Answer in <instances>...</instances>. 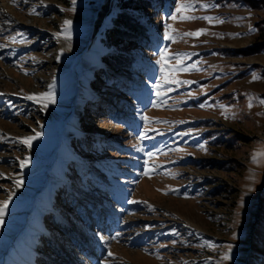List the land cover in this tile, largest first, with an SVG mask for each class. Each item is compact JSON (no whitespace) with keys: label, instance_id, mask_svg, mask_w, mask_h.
Wrapping results in <instances>:
<instances>
[{"label":"rangeland","instance_id":"1","mask_svg":"<svg viewBox=\"0 0 264 264\" xmlns=\"http://www.w3.org/2000/svg\"><path fill=\"white\" fill-rule=\"evenodd\" d=\"M106 2L0 0V264H264V0L141 5L152 43ZM182 3L214 19H169Z\"/></svg>","mask_w":264,"mask_h":264},{"label":"snow or ice","instance_id":"2","mask_svg":"<svg viewBox=\"0 0 264 264\" xmlns=\"http://www.w3.org/2000/svg\"><path fill=\"white\" fill-rule=\"evenodd\" d=\"M13 2L15 3L16 2V0H13ZM75 3H76V0H72V4L73 5H75ZM210 6H214V7H219V5H209V4H203V5H201V7H205V8H207V7H210ZM188 9H195V4L194 3H182V4H180L177 8H176V10H175V12L174 13H172L170 16H169V19H171V20H176L178 17L180 18V19H184V20H191V19H206V20H208L209 22H211L214 18L213 17H210V16H205V17H196V16H190V15H183V13L185 12V11H187ZM71 10H75L74 8L73 9H71ZM34 11V10H33ZM217 19V22H220V23H222L223 21L222 20H219L218 18H216ZM71 21L70 20H65L64 21V26H63V30H62V32H60V33H56L55 35L56 36H61V35H63L64 36V38L65 39H70V34H69V32H68V27L67 26H69V25H71ZM164 28H165V32H164V37H165V39H168V40H174V37H173V35L172 34H170V32H169V29H171V25L170 24H167V23H165L164 24ZM206 30H204V29H198V30H196L195 32H185V33H182V34H180V35H182V36H198V35H200L201 33H203V32H205ZM254 31H256V29L254 28V27H249V32H254ZM232 35H240L239 33H235V34H232ZM12 39H15V37H12ZM61 51H63V50H61ZM166 49L165 50H162L161 52H160V59L159 60H157V63L158 64H161V72L163 73V71H164V65H163V61H164V59H165V53H166ZM176 56H181V55H187V54H182V53H176L175 54ZM57 58H59V57H57ZM195 65H192L191 66V68H189V67H185V68H183V69H181V70H183V71H190V70H193V69H195ZM253 80H256V79H259V77L256 75V74H253ZM162 81H164V82H169V83H181V81H175V80H171V81H169L168 80V78L166 77V76H161V78L160 79H158L157 81H156V83L155 84H153V88H156V89H159V88H161L163 85H162ZM186 83V82H185ZM49 87H52L51 85H49ZM0 95H3L2 93H0ZM156 95L159 97L160 95H161V93L159 92V91H157V93H156ZM38 97H44V98H46V102H45V106H47V103L48 102H50V103H55V98H54V96L51 94V93H49V92H44V93H39V94H36V93H33V94H30V95H28L26 98L27 99H37ZM39 102V101H38ZM261 103H264V100H261ZM205 105H201V107H204ZM249 106H251V104L249 105ZM143 119L145 120V121H147L149 118L147 117V115H144L143 116ZM39 135V133H37V136ZM36 138V136H29V137H26V138H18V139H20V142H22V143H25V144H28L29 146H31L30 145V142L32 141V140H34ZM140 138H147V135H146V131H142L141 133H140ZM200 147L201 148H203L204 146L203 145H200ZM146 155L147 156H152L153 155V153L152 152H147L146 153ZM253 159L255 160V157H253ZM26 162H27V158L25 159V161H22L21 162V164H20V167L21 168H23V167H25V164H26ZM145 164H147V161H145ZM144 174H147V172H145ZM22 184H23V180L22 179H17L16 181H15V185H16V187H20V186H22ZM11 199V197H9V200ZM129 203H136V201H134V200H129L128 201ZM243 200H241V204H243ZM7 206H8V200H5V201H3V202H0V225H2L3 223H4V219H3V217H4V214H5V212H6V210H7ZM174 231V230H173ZM121 234L120 233H116V237H118V236H120ZM113 238H115V237H113ZM100 239L101 240H103L104 239V237H100ZM173 243H175V241H173ZM232 245L230 244L229 246H228V251H226L224 254H223V256L221 257V260H231L232 259ZM111 256H113V253L109 250L108 251V257H111ZM211 259V258H210ZM105 264H108V262L107 261H105Z\"/></svg>","mask_w":264,"mask_h":264},{"label":"trees","instance_id":"3","mask_svg":"<svg viewBox=\"0 0 264 264\" xmlns=\"http://www.w3.org/2000/svg\"><path fill=\"white\" fill-rule=\"evenodd\" d=\"M117 11L114 16H111V30H114L115 32L123 33L124 35H131L136 36L137 40L141 43H152L151 40L157 41L159 40L158 35L155 34L153 31H150L148 28H146V24L143 20V18L140 16V14L135 11L136 8L143 5L144 9L150 7L152 4L157 3L159 4V8H163V0H117ZM138 2H141L138 3ZM251 5V4H249ZM170 6V4H169ZM110 3L106 2L100 9V18L104 16V14H107L109 12ZM118 20L121 21V24L118 23ZM100 23V21L98 22ZM254 28L256 29V32L258 34V37L264 38V28L262 21H256L253 24ZM135 28V30H134ZM134 30V31H133ZM134 32H137L136 35ZM108 34V33H107ZM144 34V35H142ZM106 36V35H105ZM149 40V41H148ZM259 49H264V44H260L258 46ZM117 60L119 62H122L124 64H130L132 67H139L137 64L138 58L135 55L132 54H122L118 55ZM262 77L264 81V70H262ZM264 96V93H263Z\"/></svg>","mask_w":264,"mask_h":264}]
</instances>
